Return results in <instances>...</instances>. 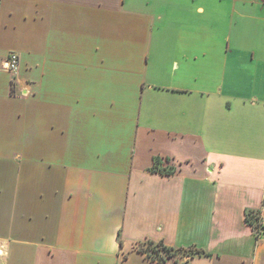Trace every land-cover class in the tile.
<instances>
[{
    "label": "crops",
    "instance_id": "crops-1",
    "mask_svg": "<svg viewBox=\"0 0 264 264\" xmlns=\"http://www.w3.org/2000/svg\"><path fill=\"white\" fill-rule=\"evenodd\" d=\"M263 186L264 0H0V264H264Z\"/></svg>",
    "mask_w": 264,
    "mask_h": 264
},
{
    "label": "built area",
    "instance_id": "built-area-1",
    "mask_svg": "<svg viewBox=\"0 0 264 264\" xmlns=\"http://www.w3.org/2000/svg\"><path fill=\"white\" fill-rule=\"evenodd\" d=\"M19 65V56L15 52H10L2 64V68L13 73ZM255 236L260 239L264 238V186L261 195V201L258 211L256 212L255 226H251Z\"/></svg>",
    "mask_w": 264,
    "mask_h": 264
},
{
    "label": "rangeland",
    "instance_id": "rangeland-1",
    "mask_svg": "<svg viewBox=\"0 0 264 264\" xmlns=\"http://www.w3.org/2000/svg\"><path fill=\"white\" fill-rule=\"evenodd\" d=\"M139 247L144 250L147 255L150 257L166 261L167 259H175L182 253L184 254H189V249L187 248L186 250H172V251H165L158 241H151V240H145L140 243Z\"/></svg>",
    "mask_w": 264,
    "mask_h": 264
},
{
    "label": "trees",
    "instance_id": "trees-1",
    "mask_svg": "<svg viewBox=\"0 0 264 264\" xmlns=\"http://www.w3.org/2000/svg\"><path fill=\"white\" fill-rule=\"evenodd\" d=\"M246 220H247V222H248V224L250 225V226H255V220H256V213H251V214H248L247 215V217H246ZM159 244H160V246L165 250V251H174L175 249L174 248H172V247H169V246H166V245H164L163 244V242L162 241H159L158 242ZM189 249V254H187V255H191V256H193V255H205L206 254V252L204 251V250H202V249H198V248H194V247H190V248H188ZM184 250H186V249H184ZM183 250V251H184ZM152 259H155V260H157V261H162V260H159V259H156V258H153V257H151Z\"/></svg>",
    "mask_w": 264,
    "mask_h": 264
}]
</instances>
